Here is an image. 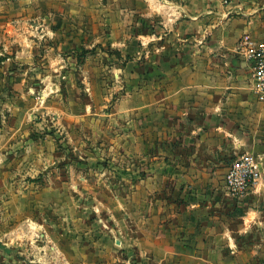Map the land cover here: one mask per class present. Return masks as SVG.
<instances>
[{
    "label": "crops",
    "instance_id": "1",
    "mask_svg": "<svg viewBox=\"0 0 264 264\" xmlns=\"http://www.w3.org/2000/svg\"><path fill=\"white\" fill-rule=\"evenodd\" d=\"M68 5L70 17L81 7L90 15L95 46L113 53L115 77L130 79L116 117L102 121L105 141L114 140L119 162L142 159L145 167L117 162L109 181L128 193L111 187L109 197L90 201L101 214L82 227L67 216L70 240L60 245L50 236V247L37 245L41 252L30 254L29 263L264 264V99L237 51L245 34L264 42V0ZM243 154L261 159L262 178L236 201L226 194L224 176Z\"/></svg>",
    "mask_w": 264,
    "mask_h": 264
},
{
    "label": "rangeland",
    "instance_id": "2",
    "mask_svg": "<svg viewBox=\"0 0 264 264\" xmlns=\"http://www.w3.org/2000/svg\"><path fill=\"white\" fill-rule=\"evenodd\" d=\"M71 1L0 0V60L8 64L0 71V264L9 255L31 264L50 236L65 244L73 223L101 214L90 201L111 187L128 193L109 181L118 164L145 167L142 159L119 162L116 143L105 141L102 121L116 117L130 79L115 77L113 53L95 46L90 15L82 7L67 14Z\"/></svg>",
    "mask_w": 264,
    "mask_h": 264
},
{
    "label": "built area",
    "instance_id": "3",
    "mask_svg": "<svg viewBox=\"0 0 264 264\" xmlns=\"http://www.w3.org/2000/svg\"><path fill=\"white\" fill-rule=\"evenodd\" d=\"M237 51L246 63L250 80L260 100L264 99V42L256 43L250 35H243L237 44ZM262 178V161L252 154L235 158L224 176L226 194L241 201Z\"/></svg>",
    "mask_w": 264,
    "mask_h": 264
}]
</instances>
